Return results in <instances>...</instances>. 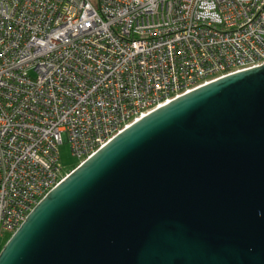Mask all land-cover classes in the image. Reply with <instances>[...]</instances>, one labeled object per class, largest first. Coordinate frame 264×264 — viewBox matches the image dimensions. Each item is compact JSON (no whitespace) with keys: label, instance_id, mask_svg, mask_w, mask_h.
<instances>
[{"label":"built area","instance_id":"2783aa9c","mask_svg":"<svg viewBox=\"0 0 264 264\" xmlns=\"http://www.w3.org/2000/svg\"><path fill=\"white\" fill-rule=\"evenodd\" d=\"M264 62V0H0V237L132 122Z\"/></svg>","mask_w":264,"mask_h":264},{"label":"water","instance_id":"95a60500","mask_svg":"<svg viewBox=\"0 0 264 264\" xmlns=\"http://www.w3.org/2000/svg\"><path fill=\"white\" fill-rule=\"evenodd\" d=\"M0 264H264V62L117 133L33 207Z\"/></svg>","mask_w":264,"mask_h":264},{"label":"rangeland","instance_id":"374dc122","mask_svg":"<svg viewBox=\"0 0 264 264\" xmlns=\"http://www.w3.org/2000/svg\"><path fill=\"white\" fill-rule=\"evenodd\" d=\"M59 152L61 156V165H62V173H67L70 169L76 166L80 160L72 154L70 144L68 142H63L59 146ZM11 235L6 234L0 237V251L2 250L3 246L7 242Z\"/></svg>","mask_w":264,"mask_h":264},{"label":"trees","instance_id":"16d2710c","mask_svg":"<svg viewBox=\"0 0 264 264\" xmlns=\"http://www.w3.org/2000/svg\"><path fill=\"white\" fill-rule=\"evenodd\" d=\"M77 165H78V164H77ZM77 165H76V166H77ZM76 166H74L72 169H70V170L68 171V173H69L71 170H73Z\"/></svg>","mask_w":264,"mask_h":264}]
</instances>
